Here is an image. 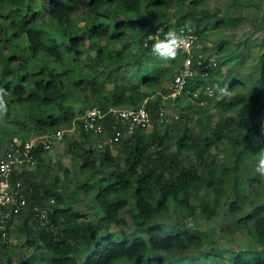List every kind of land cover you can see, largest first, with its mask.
<instances>
[{"label": "trees", "instance_id": "16d2710c", "mask_svg": "<svg viewBox=\"0 0 264 264\" xmlns=\"http://www.w3.org/2000/svg\"><path fill=\"white\" fill-rule=\"evenodd\" d=\"M206 2L0 0V143L73 129L59 140L73 175L42 143L31 149L36 168L14 170L27 207L5 225L0 264H12L13 243L32 250L16 264H264V200L246 198L264 175V155L255 169L244 163L249 139L264 153V34L230 54L222 30L232 31L236 17ZM241 2L264 17V1ZM181 29L218 41L214 55L193 44V73L170 96L187 54L175 46L173 59L153 46ZM170 101L177 118L164 115ZM143 102L145 126L130 129L106 113L96 133L77 117L87 107ZM37 207L46 209L43 224ZM219 217L252 247H219L199 224Z\"/></svg>", "mask_w": 264, "mask_h": 264}, {"label": "rangeland", "instance_id": "374dc122", "mask_svg": "<svg viewBox=\"0 0 264 264\" xmlns=\"http://www.w3.org/2000/svg\"><path fill=\"white\" fill-rule=\"evenodd\" d=\"M263 2L264 0H256ZM206 5L214 6L218 5L221 10L228 9L231 15L236 17L235 20V27L232 31L228 28H224L223 34L227 35L230 34V43L227 44L226 50L230 52V54L236 55L238 52L237 47L239 46V42L244 40L246 37L252 38L253 36H260L264 34V17L262 16V9H255V7L246 8L242 6L241 0H207ZM218 41V36H207L205 38H197L195 41V51L198 52L200 55L206 51V54L214 55L215 53V46L214 41ZM205 45V48L203 47ZM257 48V47H256ZM260 50V48H257ZM263 49V48H261ZM246 65H250V58L245 61ZM172 96V95H171ZM177 106L170 101L166 103L163 109L164 115L167 116L169 119L177 118L178 111ZM210 113H214L216 117H218L216 111L211 108ZM67 133H72V130H66ZM64 143V140H63ZM244 150H246V155L244 157V163H246L251 168H257L260 166V155L263 152L261 146L257 144L255 140L249 139L244 143ZM51 155L50 160L56 161L57 159L61 160L63 165H66L69 168V174L73 175V171L71 169L69 163V157L64 152V144L62 141H57L54 146H52L50 153ZM226 157V156H224ZM36 168V165H34ZM32 168V167H31ZM62 172H60V175ZM63 175V174H62ZM247 199H252L253 202H260L264 200V175L260 177L259 182H255V184L248 189L247 191ZM87 203V199H83V203H76L75 206L78 208H83L84 204ZM248 204V201H247ZM193 209V208H192ZM183 214L185 215L188 211V208L185 210L183 208ZM245 208L243 212H245ZM223 219L219 217L217 219H213L211 221L200 220L199 224L201 227L212 229V233L214 238L216 239L217 245L221 248L227 249H234L238 250L239 248L243 247H252L251 239L247 233H233L230 234L224 231L222 226ZM17 241H23V237L19 238ZM10 255L13 258L12 264H16L17 255L24 253L26 254L25 257L29 255L32 251L27 245H23L21 249H18V245L13 243L11 247ZM18 249V250H17Z\"/></svg>", "mask_w": 264, "mask_h": 264}, {"label": "built area", "instance_id": "2783aa9c", "mask_svg": "<svg viewBox=\"0 0 264 264\" xmlns=\"http://www.w3.org/2000/svg\"><path fill=\"white\" fill-rule=\"evenodd\" d=\"M194 39L195 36L191 32L184 33L183 36H178L175 39L176 46L184 51L187 56L183 67L178 73H175L170 83L169 87L173 92H178L185 82V77L193 73L189 66ZM117 114L129 123L130 129L135 124L144 126L148 122V114L142 108L119 109ZM89 126L91 127V124ZM114 139H117V135L114 136ZM17 142V137H13L8 148L0 145V244L7 238L8 231L5 229V225L8 219L27 207V199L24 194L25 186L22 185L21 179L16 178L13 182L11 177L14 170L23 169V167L29 168L33 164V155L30 153L29 148L31 142L24 144L22 152L18 146H14ZM45 146L47 147V145ZM50 202H53V199ZM35 210L39 212L42 224L45 223L47 221L46 209L37 207Z\"/></svg>", "mask_w": 264, "mask_h": 264}, {"label": "clouds", "instance_id": "9594fccd", "mask_svg": "<svg viewBox=\"0 0 264 264\" xmlns=\"http://www.w3.org/2000/svg\"><path fill=\"white\" fill-rule=\"evenodd\" d=\"M180 32H182V29L180 31H172L171 34L173 35V40L165 43V42H162V41H158L157 43H155V45L153 46V50L154 52H159L161 53V55H168L169 57L171 58H175L176 56V53L174 51V47L176 46V41L175 39L179 36H183L184 33H187V32H191L190 30H188L187 32H184L182 34H180ZM168 35V34H167ZM195 36V35H194ZM196 39V37H195ZM194 39V41H195ZM194 44V42H193ZM193 46V45H192ZM177 47V46H176ZM180 49V48H179ZM181 50V49H180ZM182 51V50H181ZM184 52V51H183ZM173 80V79H172ZM171 80V81H172ZM171 83V82H170ZM170 96L174 95L176 92H173L172 89L170 88ZM211 94V91L209 92ZM2 99V98H0ZM139 109V108H142L144 109L147 114H148V111L146 110L145 106H144V102L142 104H140L139 106L137 107H132V106H124V107H120V106H111V107H107L106 111H103L102 108H100L99 106H93V107H87L85 108V110L81 113V115L79 116V114L77 115V117H81L84 121V126L86 127V129H91L92 131L94 132H100L101 130V123H100V119L103 118V116L106 114V113H109L113 116V118H116L120 121H122L123 123L127 122L125 119L121 118L118 114H117V111L119 109H124V110H128V109ZM2 116H3V110H2V105H0V123L2 122ZM115 119V120H116ZM148 119H149V114H148ZM89 124H91V127L89 126ZM148 124V122L146 123V125ZM145 126V125H144ZM54 129V128H53ZM73 132V129L70 128ZM66 130H63L61 128H55L54 130L51 129V131H48V132H45V133H34L33 131L29 133L28 137L27 138H24L22 139L20 137V135L18 134H15L13 135L8 142H5V143H0L1 146H4V147H9V142L12 140L13 137H17L18 139V145L17 143L14 145V146H18L20 148V151L22 152L23 150V147H24V144L26 142H31V145H30V153L33 155V153L31 152V149L37 145L38 143H42L43 145V150H46L50 153L51 151V148L52 146H54V144L56 143L55 141H59V140H62V135L63 133H67L65 132ZM118 133V134H117ZM115 135H117V138L118 136L120 135V131L119 130H116V133ZM114 135V136H115ZM114 139V137H113ZM115 140V139H114ZM55 142V143H54ZM54 143V144H53ZM47 145V147L45 146ZM262 155H264V153H262ZM34 157H33V164L29 167V168H25L23 167V171H29L31 169H34L36 165V162H34ZM32 167V168H31ZM261 167H264V160L261 161ZM20 179V178H19ZM32 181V179H31ZM21 182L23 183V180L21 179ZM24 186V185H23Z\"/></svg>", "mask_w": 264, "mask_h": 264}]
</instances>
